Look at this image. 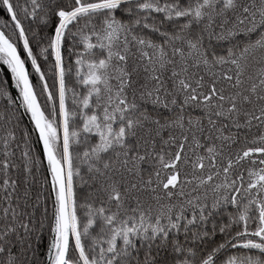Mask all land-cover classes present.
Returning <instances> with one entry per match:
<instances>
[{"label": "snow or ice", "instance_id": "6c2138e0", "mask_svg": "<svg viewBox=\"0 0 264 264\" xmlns=\"http://www.w3.org/2000/svg\"><path fill=\"white\" fill-rule=\"evenodd\" d=\"M0 13V264H264V0Z\"/></svg>", "mask_w": 264, "mask_h": 264}, {"label": "trees", "instance_id": "16d2710c", "mask_svg": "<svg viewBox=\"0 0 264 264\" xmlns=\"http://www.w3.org/2000/svg\"><path fill=\"white\" fill-rule=\"evenodd\" d=\"M0 15H2V13H0ZM46 242V241H45Z\"/></svg>", "mask_w": 264, "mask_h": 264}]
</instances>
